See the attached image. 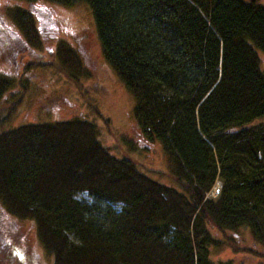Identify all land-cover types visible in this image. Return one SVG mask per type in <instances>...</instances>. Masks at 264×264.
I'll return each mask as SVG.
<instances>
[{
	"label": "trees",
	"instance_id": "1",
	"mask_svg": "<svg viewBox=\"0 0 264 264\" xmlns=\"http://www.w3.org/2000/svg\"><path fill=\"white\" fill-rule=\"evenodd\" d=\"M81 1L142 136L159 140L179 186L112 153L89 118L27 121L0 130L5 209L33 220L52 264H218L211 246L242 249L224 230L243 225L264 255V3ZM11 16L39 45L32 10L16 4ZM56 53L80 70L67 40ZM10 80L0 74V94ZM216 177L218 192L206 194Z\"/></svg>",
	"mask_w": 264,
	"mask_h": 264
},
{
	"label": "rangeland",
	"instance_id": "2",
	"mask_svg": "<svg viewBox=\"0 0 264 264\" xmlns=\"http://www.w3.org/2000/svg\"><path fill=\"white\" fill-rule=\"evenodd\" d=\"M264 3V0H257ZM31 9L41 42L29 45L11 16L14 5ZM77 51L80 70L69 69L56 53L61 39ZM264 72V50L258 49ZM0 74L11 79L0 94V130L21 122L82 116L93 120L98 136L116 155L132 158L137 167L165 183L179 186L169 172L166 154L158 139H145L132 115L134 96L105 57L86 2L54 0H0ZM264 118V116H263ZM209 195H215V178ZM89 198L85 190L76 194ZM212 231L223 236L216 227ZM242 247L212 245L218 264H264L263 244L248 227L224 230ZM0 264H52L30 218L10 214L0 201Z\"/></svg>",
	"mask_w": 264,
	"mask_h": 264
}]
</instances>
